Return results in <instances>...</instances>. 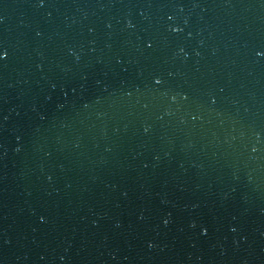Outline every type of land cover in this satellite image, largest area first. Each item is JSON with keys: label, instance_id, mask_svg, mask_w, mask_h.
Here are the masks:
<instances>
[{"label": "water", "instance_id": "water-1", "mask_svg": "<svg viewBox=\"0 0 264 264\" xmlns=\"http://www.w3.org/2000/svg\"><path fill=\"white\" fill-rule=\"evenodd\" d=\"M0 48V264H264V0H0Z\"/></svg>", "mask_w": 264, "mask_h": 264}, {"label": "snow or ice", "instance_id": "snow-or-ice-1", "mask_svg": "<svg viewBox=\"0 0 264 264\" xmlns=\"http://www.w3.org/2000/svg\"><path fill=\"white\" fill-rule=\"evenodd\" d=\"M41 3H43V0H41ZM171 19V17H169ZM172 33H179L182 31V29L179 26H172L169 29ZM154 46V41L149 38L145 41V47L148 49H151ZM257 55H264V50L257 52ZM7 57V51L5 49L0 48V60H3ZM163 81L160 78L154 77V83L156 85H160Z\"/></svg>", "mask_w": 264, "mask_h": 264}]
</instances>
